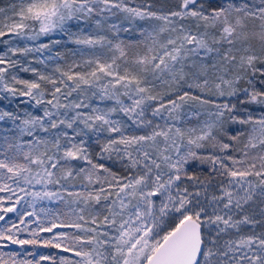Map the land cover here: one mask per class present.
I'll list each match as a JSON object with an SVG mask.
<instances>
[{"label":"snow or ice","instance_id":"snow-or-ice-1","mask_svg":"<svg viewBox=\"0 0 264 264\" xmlns=\"http://www.w3.org/2000/svg\"><path fill=\"white\" fill-rule=\"evenodd\" d=\"M0 264H264V0H0Z\"/></svg>","mask_w":264,"mask_h":264},{"label":"trees","instance_id":"trees-1","mask_svg":"<svg viewBox=\"0 0 264 264\" xmlns=\"http://www.w3.org/2000/svg\"><path fill=\"white\" fill-rule=\"evenodd\" d=\"M43 251H47V250H43ZM52 251H54V250H52Z\"/></svg>","mask_w":264,"mask_h":264},{"label":"rangeland","instance_id":"rangeland-1","mask_svg":"<svg viewBox=\"0 0 264 264\" xmlns=\"http://www.w3.org/2000/svg\"><path fill=\"white\" fill-rule=\"evenodd\" d=\"M41 251H43V249H41Z\"/></svg>","mask_w":264,"mask_h":264}]
</instances>
